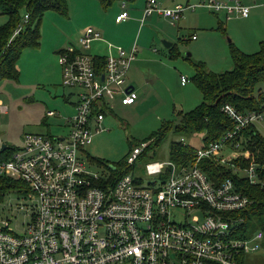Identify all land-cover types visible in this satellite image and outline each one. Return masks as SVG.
Wrapping results in <instances>:
<instances>
[{"label":"built area","instance_id":"1","mask_svg":"<svg viewBox=\"0 0 264 264\" xmlns=\"http://www.w3.org/2000/svg\"><path fill=\"white\" fill-rule=\"evenodd\" d=\"M200 6L222 12L226 20L247 18L250 12L243 0H207ZM185 11L187 6L166 9L146 0L142 17L154 14L175 23ZM127 18L121 4L114 22ZM98 42L103 43L99 34L87 28L79 36L78 51L66 48L58 55L60 86L76 90L73 115L65 120L66 135L50 139L25 134L22 148L0 159V177L27 188V193H18L23 203L0 207V264H243L244 256L263 251L260 232L247 239L234 237L236 221L230 215L249 204L247 197L229 179L210 181L197 165L208 156L229 163L238 145L225 147L226 142L259 122V114H241L224 105L220 111L234 124L233 132L196 150L186 166L144 164V174L157 176V182L142 185L129 174L114 180L108 174L105 179L87 170L89 162L79 154L94 135L107 131L101 110H111L110 99L116 94L123 96L124 105L136 98L132 90H122L135 45L125 51L105 44L103 55H88L85 50ZM185 83L181 78L180 84ZM4 110L0 104V113ZM144 147L131 150L126 167L136 163ZM222 149L228 152L226 158L220 155ZM239 171L249 183L255 182V166ZM14 211L26 219L19 234L10 230L12 219L5 215L11 217Z\"/></svg>","mask_w":264,"mask_h":264},{"label":"rangeland","instance_id":"2","mask_svg":"<svg viewBox=\"0 0 264 264\" xmlns=\"http://www.w3.org/2000/svg\"><path fill=\"white\" fill-rule=\"evenodd\" d=\"M78 1V0H74ZM146 0H135L126 3V9L131 14L139 12L134 25L122 32L113 25V16L118 9L117 3L107 8H101L96 1L92 7L72 8L67 3L65 16L53 12H45L39 25V39L36 47L25 48L16 64V79L0 81V104L5 109L0 113V140L8 149L14 151L22 148V137L25 134H39L49 137H62L67 133L64 122L73 115L69 104L75 103V89L60 86V69L57 64V52L66 48L79 50V30L87 21L98 23L100 38L103 43L91 45L85 52L94 56L102 54L105 44L115 46L111 39L136 44L135 64L129 71L127 79H133V88L137 102L132 108L120 105V98L111 101L112 118L105 119V133L92 138L91 144L84 147L79 154L106 165L90 162L87 170L97 173L102 178L108 176V165L120 166L128 151V143L136 146L160 131L167 123L177 125L179 113H187L201 103V96L191 83L193 66L203 64L211 73L220 74L232 69L230 50L243 54L257 51L258 43L264 40V0H244L250 11L248 23L242 18L234 17L225 20L222 14H214L205 8L186 12L181 20L172 25L167 19L152 15L141 20V10ZM201 0H188L189 6H196ZM226 3L230 0H213ZM163 7L174 5L185 6L186 0H156ZM82 4V1L80 0ZM84 10L81 11L79 10ZM78 11V12H77ZM84 13L92 18L84 20ZM22 14L20 23L22 24ZM7 19L0 16V26ZM192 37L195 38L191 41ZM161 41L170 44L164 48ZM84 52V51H82ZM186 80V85L180 87V79ZM264 92V86H262ZM64 96V100L62 97ZM46 112H53L54 117H47ZM256 130L264 138V112ZM200 135L187 136L185 142L196 150L200 149ZM180 139L169 136L152 154H147L145 160L137 162L129 174L140 179L142 185L148 181H158L157 176H146L143 172L144 162H167L169 139ZM227 151L220 155L226 158ZM150 155L152 156L150 158ZM119 168V167H118ZM119 170L114 172L117 175ZM111 180H114L111 178ZM0 207L23 203L20 194L12 192L3 196ZM10 230L16 234L21 232L26 221L22 213L15 211ZM15 218V220H13ZM243 264H264V251L246 256Z\"/></svg>","mask_w":264,"mask_h":264},{"label":"trees","instance_id":"3","mask_svg":"<svg viewBox=\"0 0 264 264\" xmlns=\"http://www.w3.org/2000/svg\"><path fill=\"white\" fill-rule=\"evenodd\" d=\"M95 1L103 9L115 2L121 3L124 5V10L128 17V10L125 4L133 3L135 0ZM187 1L185 4L187 11L183 15L194 9L204 8L200 6V3L207 2V0H201L198 5L189 6ZM160 6L170 9L176 5L173 7ZM142 11L140 22L149 17H142ZM45 12H53L65 16L67 13V0H0V16H4L7 19V22L0 26V81L3 79H16L15 64L25 48L38 45L39 25ZM213 13L222 14L225 18L222 12ZM20 14L27 16L25 22H22V19V24L20 23ZM162 18L169 20L168 18ZM178 22H171V24L174 25ZM17 28H19V32L14 35ZM91 29L94 30L93 28ZM60 52H57V55ZM101 55L97 58L98 60H101ZM230 59L232 69L220 74L209 72L203 64L194 65L193 76L190 81L199 92L201 103L185 114L179 113V123L177 125L167 123L160 131L151 135L147 141L136 146H131L127 142L129 149L126 156L133 148L145 144L141 154L135 161V164H137V162L145 160L147 154L153 155V152L166 138L177 136L180 139H169L167 162L178 167L186 166L194 161L196 149L185 142V137L200 135V148H205L208 144L216 142L226 132H233L234 124L220 111L224 105L231 106L236 112L241 114L256 113L261 115L264 112V92L262 89V86H264V40L258 43L257 51L251 54H243L231 49ZM71 105L74 107V103ZM101 113L104 116L107 114L111 115L112 110L105 111L104 109V111L101 110ZM234 144H237L238 148L233 150L234 154L232 153L233 156L230 158L229 163H221L220 158L208 156L202 158L197 165L210 181L218 184L224 179H229L235 190L247 197L249 204L243 210L236 211L230 215L236 221L234 237L247 239L260 232L263 237L262 249L264 251V138L256 130L255 124H248L239 132H235L226 142L225 147L233 148ZM12 151L14 150L8 149L6 146L4 150L0 149V159L9 156ZM125 159L120 166L111 165L115 168V171L119 170L115 176V171L110 172L111 170L107 167L110 179L129 174L130 169L134 168L135 164L126 167L124 164ZM91 161L106 165L94 159ZM147 163L149 162H144V164ZM250 166L256 167V180L253 183H249L246 178H243L241 171H239ZM233 168L237 171L234 170L233 172ZM133 179L137 181V178L133 177ZM12 192L27 193V188L19 181L0 177V202H2L4 195ZM205 264L214 263L205 262Z\"/></svg>","mask_w":264,"mask_h":264},{"label":"crops","instance_id":"4","mask_svg":"<svg viewBox=\"0 0 264 264\" xmlns=\"http://www.w3.org/2000/svg\"><path fill=\"white\" fill-rule=\"evenodd\" d=\"M82 1V4L80 3V0H78V1H74V0H67V3H70V6H72V8H81V7H94L96 4H94V2L93 1H95V0H81ZM146 2V1H145ZM145 2L142 4L143 6L145 5ZM96 3V2H95ZM115 3H117V6H118V9L116 10V12L114 13V16H113V19L119 14V12H120V5H121V3H118V2H115ZM244 3H245V1H244ZM247 5V4H246ZM249 6V5H248ZM254 8V6L252 5L251 7H250V11L252 10ZM79 11H81V14H82V11H84V10H79ZM142 11V10H141ZM78 12V11H77ZM81 14H80V18H81V20L82 21H87V20H89V19H91L92 17L89 15V14H87V13H84V20L82 19V17H81ZM138 15H139V12H132L131 14L128 12V19L126 20V21H124V22H121V23H118V24H115L114 23V21H113V25H115L116 27H118L119 28V30L120 31H122V32H125V31H127V30H129L133 25H134V22H136V18L138 17ZM250 15V14H249ZM232 18H234V17H232ZM242 19H244L243 20V22L244 23H248V22H250L251 20H249L248 19V17L247 18H242ZM85 28H93L94 30H96L98 33H99V35L101 34L100 33V28H99V25H98V23H97V25H96V23L95 22H90V21H87V23L83 26V27H81L80 28V30H79V35H78V40H79V36H80V34H81V32L85 29ZM195 40V38H193L191 41H194ZM111 41H112V43L115 45V47H120L121 49H123V50H125V51H128L131 47H132V43H130V42H123V41H119V40H117V39H111ZM99 43V42H98ZM101 43V42H100ZM135 44V43H134ZM136 45V44H135ZM104 53V52H103ZM98 54H100V53H97V55ZM136 54H137V51H136ZM136 54H135V59L129 64V68H128V70H127V72H126V75H125V81H124V84H123V86H122V90H124V92H125V89L126 88H129L130 89V91L132 90L134 93H135V89L133 88V83H132V81H133V79H131L130 81L127 79V75H128V73H129V71L131 70V68L133 67V64H135V60H136ZM186 85V83L185 84H183V85H181L180 84V87H184ZM115 97H119L120 98V100L122 101V98H123V96L121 95V94H116V95H114L111 99H110V101H112ZM65 98H64V96L62 97V100H64ZM64 102H66L65 100H64ZM136 102H137V97L135 98V100H134V102H133V104H131V105H124V104H122V102H120V105H123V106H125V108H132V107H134L135 106V104H136ZM73 104V103H72ZM71 107H72V111H73V106L71 105V104H69ZM113 109V106H112V108H111V110ZM113 117V114H107L106 116H104V118H103V123L104 122H106V120L105 119H107V118H112ZM105 124V123H104ZM64 127H65V122H64ZM66 128V127H65ZM99 135V134H98ZM95 136H97V135H94L92 138H94ZM54 138H57V137H54ZM89 146V145H88ZM84 156H85V160L87 161V162H89V161H91L92 160V158H90V157H88V155L87 154H85L84 153ZM90 163V162H89ZM109 166H111V165H109Z\"/></svg>","mask_w":264,"mask_h":264},{"label":"water","instance_id":"5","mask_svg":"<svg viewBox=\"0 0 264 264\" xmlns=\"http://www.w3.org/2000/svg\"><path fill=\"white\" fill-rule=\"evenodd\" d=\"M161 43L163 44L164 48H169L170 47V44H167L164 41H161ZM128 90H130V89L129 88H126L125 89V92H127ZM4 148H5V146L3 145L2 146V150H4ZM108 169H110L111 171H113L112 166H108Z\"/></svg>","mask_w":264,"mask_h":264},{"label":"flooded vegetation","instance_id":"6","mask_svg":"<svg viewBox=\"0 0 264 264\" xmlns=\"http://www.w3.org/2000/svg\"><path fill=\"white\" fill-rule=\"evenodd\" d=\"M108 166H109V165H108ZM108 166H107V167H108Z\"/></svg>","mask_w":264,"mask_h":264}]
</instances>
